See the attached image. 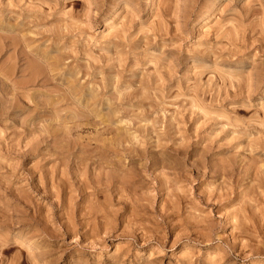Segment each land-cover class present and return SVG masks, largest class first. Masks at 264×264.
<instances>
[{
	"label": "rangeland",
	"instance_id": "obj_1",
	"mask_svg": "<svg viewBox=\"0 0 264 264\" xmlns=\"http://www.w3.org/2000/svg\"><path fill=\"white\" fill-rule=\"evenodd\" d=\"M0 264H264V0H0Z\"/></svg>",
	"mask_w": 264,
	"mask_h": 264
}]
</instances>
